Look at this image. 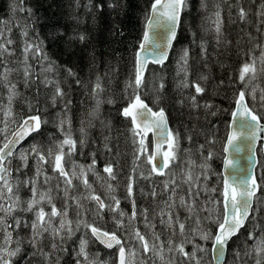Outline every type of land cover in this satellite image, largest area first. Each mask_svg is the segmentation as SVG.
<instances>
[{"label": "trees", "instance_id": "16d2710c", "mask_svg": "<svg viewBox=\"0 0 264 264\" xmlns=\"http://www.w3.org/2000/svg\"><path fill=\"white\" fill-rule=\"evenodd\" d=\"M151 3L152 0H23L19 4V0H0V21L4 22L0 23V31L3 32L0 43H4L12 53L0 52V110L4 111L8 107L9 92L6 85L15 84L17 95L11 104L15 118L12 132L22 118L29 115H39L46 121L42 123L40 131L23 146L34 145L45 153L46 146H54L62 133L71 134L76 141L83 138L85 144L81 146L77 143L76 151L70 155L71 160L75 165L89 167L95 159V168L90 175L93 179L87 178V181L92 180L90 188L105 205L114 203L113 196L120 201L119 210L126 214V228H138L148 239L152 235V229L146 227L143 215H138L129 225L127 219L132 213L134 199L138 213L147 209L149 220L155 224V232L161 234L162 241L170 238L177 244L183 241L185 251L189 254L196 250L195 244L199 242L198 247L204 249L196 251L200 264H211L212 240L203 242L193 234L194 218L186 219L189 214L178 200L180 196L191 199L188 197L189 185L184 182L189 160L195 162L191 169L193 176L200 177L199 189L192 188L193 193L198 192L195 200L197 209L205 206L210 209L213 204H205L209 199L222 200L219 191L212 192L211 189H222L223 146L237 93L244 87L238 80L240 66L250 56L258 57L261 47H264V16L260 15L264 12V0H187L168 60L162 66L149 65L143 83L137 89L132 83L135 79V53L143 37ZM17 4L25 11L13 13L11 8ZM241 8L247 13L243 21L238 14ZM217 12L221 20L219 39L214 24ZM22 28L28 32L27 38L21 35ZM81 35L84 36L83 41L79 38ZM8 39L13 41L11 45H7ZM26 40L40 44L43 54L48 58L44 60L39 55L33 58L31 52L28 54L31 76L27 84L23 63ZM185 50L188 52L186 76L181 71V57ZM42 64L53 65L54 71L43 72ZM66 69H71L75 76H69ZM3 76H7V79H3ZM45 76L58 81L64 92L63 98H57L55 105L52 103L55 84L45 86ZM201 76L207 79L200 80ZM97 77H100L104 89L99 97L102 103L98 109L96 99L91 94ZM185 79L189 83L199 80L205 89L204 93L196 95L194 88L184 87ZM260 82V89H263L264 74ZM130 83L131 87L128 86ZM136 95L152 110L164 109L170 130L179 134L178 159L160 177L153 173L149 175L151 165L146 163L145 156H141L137 162L139 167L133 172L134 157L140 147L139 136H133L131 121L122 115V111L134 101ZM190 96H196L199 107L192 105ZM109 100L112 102L108 103ZM246 100L249 107L261 117V122H264V102L247 96ZM206 104L211 107L206 108ZM62 119L67 121L63 131L60 127ZM82 127L85 133L81 132ZM105 143L111 147V152L105 149ZM145 146L151 153L150 136L145 138ZM209 153H212V157L206 159ZM32 161V157L27 160L25 170L21 169L23 165L15 166V159L10 162L12 176L19 182L20 188L24 180L40 179L36 176ZM108 163L115 165V180H108L107 173L103 171ZM205 163L208 165L206 180L202 175L205 169L200 167ZM46 172L50 175L54 171L50 169ZM169 175H172L176 188L172 214L186 223L185 236L179 235L178 229L177 235L172 236L171 230L160 224L159 211L164 208L169 194L164 189L165 182L171 178ZM129 177L133 181L132 198L127 194ZM256 177L258 183L264 185V156L260 149ZM165 178L166 181H163ZM108 184L114 186L113 191H109ZM77 185L79 194L68 196L69 205L75 200H85L88 188L83 183L84 188L80 183ZM205 185L209 189L207 192L203 190ZM30 187L26 188V193L21 188V193L30 196ZM49 190L59 193L52 185ZM153 191L157 193L155 197L151 195ZM257 197L261 202H254L249 221L229 243L225 264H255V254L249 257L244 253L251 251L253 245V241L248 239L250 232L264 236V189L258 192ZM216 205L218 212L222 213V204ZM58 207L63 209L62 204ZM99 213L100 216L94 219L92 225L109 233L115 232L122 240L114 220L117 213L110 210ZM199 216L202 223L210 224L208 231L215 233L217 225L204 219L208 213L199 211ZM72 229V235L62 239L57 248L51 244L37 251L40 256L33 252L28 243L12 246L13 249L19 246L20 251L11 258V264H43L46 257H49L48 264H77L82 238L87 241L86 252L92 256V260L97 256L101 262L108 260L116 264L115 250L104 249L91 234L87 235V239L85 235L80 238V227L75 222L72 223ZM147 229L150 232L147 233ZM10 232L16 236L12 228ZM66 233H63V237ZM150 242L158 244L153 239ZM237 253H240L239 258ZM174 256L176 264H196V260L186 259L178 253H174ZM146 259L147 264H158L155 255ZM100 261L96 264H101Z\"/></svg>", "mask_w": 264, "mask_h": 264}, {"label": "snow or ice", "instance_id": "6c2138e0", "mask_svg": "<svg viewBox=\"0 0 264 264\" xmlns=\"http://www.w3.org/2000/svg\"><path fill=\"white\" fill-rule=\"evenodd\" d=\"M22 3L23 0H19V4ZM19 4L11 8L13 13L16 11H25V9L20 7ZM186 7L187 0H152L150 12L147 17L148 23L143 33L142 42L139 44V50L135 53V79L132 83L135 84L137 89L143 83V74L149 62L148 57L142 55V52L146 50V47L150 41L149 30L153 28L163 29L165 35L164 46L161 48L160 44H156V47L160 48L161 51L158 55L152 58L153 63L163 65L164 61L167 59V49L171 47L172 41L176 38L177 28L181 22V13ZM28 12L29 15H31L30 9ZM238 14L241 21L245 20L247 13L243 8L239 10ZM260 15L264 16V12H261ZM215 16V32L217 34V38L219 39L221 31L220 13L217 12ZM0 23L4 22L0 21ZM8 31L10 32L11 29L9 28ZM21 35L27 38L28 32L22 28ZM2 36L3 32L0 31V37ZM79 38L81 41L84 40V36L82 35ZM6 43L7 45H11L13 41L8 39ZM0 52H9V49L4 43H0ZM30 52L33 54V58L39 55L42 56L44 60L48 59L47 56L43 54L40 44H34L28 42L27 40L25 41V46L23 48V63L25 64L24 78L26 84L31 76V66L28 65V54ZM9 54L11 55L12 53L9 52ZM187 62L188 52L185 50L181 57V71L185 72V76L187 74ZM41 70L45 73H51L54 71V67L51 64L47 66L42 64ZM66 71L68 72L69 76H75V73H73L71 69H66ZM258 74H264V47H261L258 57L250 56L249 60L244 62L239 69L238 80L242 85H244V87L237 93L234 102L235 110L231 113L232 123L229 124L230 131L228 132L226 144L223 149L224 153L226 154L224 158V167L226 169L234 167L233 160L229 159L227 156L229 151L234 150L238 153L242 150L237 143L239 140L244 139L248 141V151L253 153L254 156V146L256 141L260 138L259 133L264 132V124H261V117L255 113L253 109L250 108L246 103V95L250 94L254 100L256 99V87L253 86L250 93L247 92V89L249 88V85H251L252 82L256 80ZM2 78L6 80L7 76H3ZM199 79L206 80L207 77L201 76ZM43 83L45 86L55 84V91L52 96V103L55 105L57 98H63L64 96V92L60 87L59 82L51 80L45 76ZM77 83L79 84L80 81H77ZM132 83H130L128 86L131 87ZM183 86L194 88L196 95H201L205 91L199 80L189 83L185 79ZM6 87L8 88L9 92L8 107L7 110L3 112L5 117V120L3 121L4 128L0 129V135H3L7 140V142L4 143L2 147H0V213H2V215H0V225L5 226L3 229L4 244L8 246L0 247V264H11V257L16 256L20 251L19 246L14 249L10 247L11 243L13 242V237L8 229H11L13 225L7 222L6 217L12 216L18 210V206L21 203H26V207L22 209L23 211L34 212L35 215V219L31 224L33 234L31 243L33 247H38V238L42 237L45 232H50L53 237H60L61 239L64 238L62 235L64 232H67L69 236H71L73 232L71 221L67 219V211H61L56 208V206L52 203L50 190L38 191L36 179L24 180L22 183L25 186H31L32 196L26 202H22L20 196L18 195V191L14 190L13 185L7 179V176H9L11 173L10 170L5 167L6 157H10L14 154L15 145L21 140L25 139L26 136L31 135L33 132H39L42 123H46V121H43L39 115H29L23 117L17 127V130L12 132V137H14V139H8L7 125L9 118L13 116L11 104L17 93L15 91V84H8ZM162 87L163 84H161V88ZM103 91L104 89L100 82V77H97L96 82L93 84L91 89V94L93 98L96 99L97 109L102 103V100L99 99V97ZM189 99L193 106L199 107V104L196 101V96H190ZM260 100L264 102V89H261ZM111 102V100L108 101V103ZM65 107H67V105H65ZM205 107L210 108L211 105L206 104ZM122 115L125 118L131 119V123L133 125L131 131L133 136H139L138 143L140 147L137 149L138 154L134 157L133 163L135 166L133 168V172H135L136 168L139 167V163L137 162L141 160V156H145L146 163L151 165V171L149 175L151 173H155L156 175H164L165 169H168L170 165L175 163V161L178 159L177 151L179 148V134L173 133L168 129L167 117L165 115L164 109L154 112L141 100L139 95H136L134 97V102L130 103L123 109ZM213 115H215V113H213ZM237 122H239L238 130L234 128V125ZM65 123H67V121L63 119L60 121V127L62 131L63 125ZM149 131H152L153 135L158 138L155 145V150L151 153H149L147 147L145 146V137ZM81 132L85 133L83 127L81 128ZM105 139L107 140L108 138L105 137ZM189 139H191V137H189ZM85 142L86 141L83 138L79 141H76L72 138L71 134H65L64 139L57 144L56 151L54 153L51 149H49L46 155L36 146H33L30 151L38 160L40 165L52 163L53 171L57 172L59 176L63 177L65 184L70 188L72 186V178L65 169V157L70 156L76 151L77 143L83 146ZM135 142L136 141H134V143ZM165 144L167 145L166 149L163 148ZM202 147L203 146H201V148ZM65 148H67V151H65ZM105 149L108 152L112 151L111 147L107 143H105ZM211 157L212 153H209L206 159H211ZM20 159L24 162V166L26 167L28 155L26 153H21ZM251 162L255 163V160L252 159ZM95 164L96 161L93 159L88 170L94 169ZM194 165V161L189 160L187 162L188 171L185 173L186 179L184 180V182L189 185L188 197L191 199L189 200L185 196H180L179 204L189 214L186 219L194 218L195 227L192 229L193 234H199L200 238L204 240L211 239L215 258L219 260L224 256L229 240L233 236H236L240 229L245 226L246 222L249 221V218L254 211V202H261L260 198L257 197V193L264 189V185L258 183L256 177L253 176L250 171H248L246 177L239 182H237L235 177H233L231 182L228 177H225L222 181V189L218 190L216 188H212V192L219 191V195L222 197V200L209 199L205 202V204L207 205L212 203L223 205L222 213L218 212L213 221L217 225V228L215 233H212L201 227L202 219L199 216V211H204L208 213V216L204 217V219L212 220V210L206 206L197 209L195 205L198 192L193 193L192 188L196 187L199 189L200 177L193 176L191 169ZM200 167L205 169V172L202 173V175H204L206 180V170L208 165L205 163L201 164ZM103 171L107 173L108 180H115L117 178L115 165L112 163L106 164ZM41 174L42 168L37 167L36 176L39 177ZM80 175L85 177V170L83 167H81ZM141 175L144 174L141 173ZM72 176H75V172L72 173ZM48 179L49 177L45 176V183L48 182ZM83 183L86 188H90L86 177L83 179ZM173 184L174 181L172 180L165 182V190L170 193L169 200L172 201V203H168L166 201L165 208L160 209V224L164 225L165 228L170 229L172 236L177 235V229L179 231V235L185 236L186 223L181 221L179 216H174L172 214V210L175 208L174 197L176 195V188L172 187ZM108 189L111 192L114 190V186L112 184H108ZM203 190L205 192L209 191L206 185ZM64 191L67 194L68 188H65ZM127 194L129 198L134 196L132 177H129ZM151 195L155 197L157 193L153 191ZM89 198L96 203L98 213L108 207L110 211L117 213L118 218L114 217L117 228L125 227L124 217L126 214L119 210L120 201L116 199L115 196L112 197L114 205H105L101 197L95 194H90ZM45 201L51 206L50 212H46L45 208L42 206ZM77 207L82 208L83 206L77 202ZM132 209L131 215L128 216L129 225H131V223L137 219L138 215H143L146 227L152 229L153 241H161L159 244L150 242L146 235L141 233L138 228H133L132 236L140 245L139 251L142 252L143 255H155L163 264L164 252L166 250L169 253H178L186 259L196 260V264H200V260L196 255V251H204L203 248H199L197 246L196 250L189 254L185 251L183 241H181L179 244L175 243L171 238L166 242L162 241L161 234L155 232V224H152L149 220L147 209H144L142 212L138 213L134 199L132 200ZM53 218H59L58 227H56L53 223ZM80 223L84 222L78 221V225ZM15 225L17 227L20 225L19 219L15 220ZM84 227L90 229L92 235L96 237V239L100 240V242L103 243L105 247L111 249L114 246H119L118 264H133V261L130 260V258H134L136 256L137 250L126 248L121 238L115 232L109 233L87 223H84ZM248 239L253 241V245L251 246V251L245 252L244 254L251 257L254 253L256 257L255 264H264V236H256L254 232H250L248 234ZM18 243L19 242L17 241V244ZM86 245L87 241L82 239L80 241V249L77 255L78 257H83V261L78 259L77 264H96L94 260L89 258L88 253L86 252ZM55 247L56 245L53 244V248ZM239 256L240 253H237L238 258ZM142 264H144V262H142ZM167 264H176V262L174 259L170 258Z\"/></svg>", "mask_w": 264, "mask_h": 264}, {"label": "rangeland", "instance_id": "374dc122", "mask_svg": "<svg viewBox=\"0 0 264 264\" xmlns=\"http://www.w3.org/2000/svg\"><path fill=\"white\" fill-rule=\"evenodd\" d=\"M261 76H262V74H258L256 80H254L252 82V84L249 85V88L247 89V92L250 93L252 87L253 86L256 87V93H255L256 99L255 100H259V101H261L260 97L258 98V96L261 95V89H260ZM263 89H264V87H263ZM246 96L247 97H251V99L254 100L252 95L249 94V95H246ZM6 110H7V106H6ZM4 111L0 110V129L4 128V123H3V121L5 120V117L3 115ZM14 121H15L14 116L9 118V122H8V125H7L8 139L10 138V136L12 134ZM64 135L65 134L62 133L61 138L57 139V142L54 143V146H53V144H52V146H46V150H45V154L46 155H47L49 149H51L53 151V153L56 151L57 144L64 139V138H62V137H64ZM6 142H7V140L5 139V137L3 135H0V147H2L3 144L6 143ZM33 146L34 145L27 144V145L21 147L9 161L11 162L12 159H15V162H14L15 166L18 167L17 164L23 165V167L21 169L25 170L24 163L20 159L21 153H26L28 155V159L30 157H32L33 158L32 164H33V166H35V172H36L37 167H41L42 168V174L38 177L40 179L36 180L37 181L36 186H37L38 191H47V190L50 189V185H52L55 188V190L59 192L58 194L56 192L55 193L50 192V194L52 196V203L56 206V208L58 210H61V211H65L66 210L67 211V213H68L67 219L71 221V227H72V223L73 222H75L78 225V221H83L84 223L92 225V222L94 221V219L98 218L100 216V213L97 212L96 203L89 198L90 194H94L92 189L88 188V190H86L87 192H85V193L87 195L85 197V200H83V202H79V201L75 200V202H73L71 205H69L67 203V201H68L67 199H68V196L71 197L72 195H78L79 194V190L76 189L77 186H78L77 184L80 183V185L82 187L83 179L85 177H86V179L87 178L88 179H90V178L93 179V177L90 176V175H92L93 169L92 170H88L89 167L80 166L79 164L75 165L73 163V161L71 160V157L70 156H66L65 157V161H64V166H65L66 171H68L70 177L72 178V186L69 188L65 184L64 178L59 176V174L57 172H53L52 174L47 175V172H46L47 170L48 171L50 169L53 170L52 163H45L43 165H40L38 163V160L34 157V155L30 151ZM65 151H67V148H65ZM9 161L5 164V167H7L10 170L11 166H10ZM81 167H83L84 170H85V177H82L80 175ZM73 172H75V176H72ZM10 173H11V175L7 176V179L13 185L14 190L18 191V195L20 196L21 201L22 202H26L32 196L31 187H30V196H27L24 193H21L22 192L21 188L25 189V193H26L27 192L26 188H28L29 186H25L23 184V187L20 188L19 182L14 179V177L12 176L11 170H10ZM153 175H154V173H153ZM45 176L49 177L47 183H45ZM171 176L172 175H169V177H171ZM170 180L173 181V177H171ZM91 181L92 180H88V183L91 184ZM163 181H166V178ZM83 185H84V183H83ZM172 187H174V184L172 185ZM65 188H68V191H67L68 194L65 193V191H64ZM82 188H84V187H82ZM5 192H6V190H5ZM52 194H54V196ZM169 195H170V193L168 194V196L166 198V201L168 203H172V201L169 200ZM174 200H176V197H174ZM77 202H79V204L82 205L83 207L82 208H78L77 207ZM61 204H62L63 209H60L58 207ZM113 204L114 203H112V205ZM42 206L45 208L46 212H50L51 211V206L46 201L43 203ZM25 207H26V203H21L18 206V210L12 216L6 217L7 222L9 224L13 225L12 230L15 232V235H16V236H14V234H12V237L14 239H13V242L11 243L10 247L18 245L17 241L19 243H21V246H23L24 244L28 243L30 245V247L33 248V252H36L38 254V256H40V255H39V253L37 251H40V249H46L51 244L52 245L55 244L56 245L55 248H57V245L59 243H61L62 239L60 237H53L50 232H45L42 237L38 238V247H33L32 246L31 240H32V235L33 234H32L31 224H32L33 220L35 219V215H34V212L23 211L22 209L25 208ZM72 207L74 208V210H72ZM164 208H165V203H164ZM104 210H109V208L106 207ZM210 210H212L213 219L210 220V222H212V221H214L219 209H218V206L216 204H213L212 207L210 208ZM80 212H81V214H80ZM0 215H2V213H0ZM16 219H19V221H20V225L18 227L15 225V220ZM58 221H59V218H53V223L55 224L56 227L59 226V222ZM124 221H126L125 217H124ZM84 223H80L78 225L80 227V229H79V237L81 238L83 235H85V237L87 239L88 238L87 235L90 234L89 232L91 230L88 229V228H85L84 227ZM208 224L209 223H202L201 227L206 229V230H208L209 225H210V224L209 225ZM4 227H5L4 225H0V242H1L0 243V247L8 246V245L4 244V232H3ZM133 228H135V227H133ZM119 229H120V232H121V235H122L121 236L122 237V242L124 243L125 247L129 248V249L137 250L136 256L134 258H130V260L133 261V264H142V262H144V264H147L148 261H147L146 258L148 256H153V255L150 254V255L146 256V255H143L142 252L139 251L140 245L137 243L135 238L132 236V230H130L131 227H127L126 228V225H125V227H122V228H119ZM8 231H10V229H8ZM148 232H150V231L147 229V233ZM64 233H66V232H64ZM196 235H197V237L199 238L200 241H203V242L205 241L204 239L200 238L199 234H196ZM67 236H68V233H66L64 238L66 239ZM82 239L84 240V238H82ZM151 239H153L152 235H150L149 241H151ZM160 242L161 241H158V244ZM197 246H199V242H197L195 244V248H197ZM118 248L115 249V251H114L115 255H116V259H117V255H118ZM79 249L80 248L78 247V253H79ZM110 251H113V250H110ZM88 256H89V254H88ZM173 257H175L174 253H169V252H167L165 250L163 264H167L168 260L170 258L173 259ZM46 258L47 259L42 261L43 264H48L49 257H46ZM89 258L91 259L92 256H89ZM80 259L83 261V257H80ZM95 259H96V263L98 261H100L97 256L95 257ZM95 259H93V260L95 261ZM155 262H157L158 264H162V262L158 258L156 259ZM99 263H101V264H111V262H109L108 260H106L104 262L100 261Z\"/></svg>", "mask_w": 264, "mask_h": 264}, {"label": "water", "instance_id": "95a60500", "mask_svg": "<svg viewBox=\"0 0 264 264\" xmlns=\"http://www.w3.org/2000/svg\"><path fill=\"white\" fill-rule=\"evenodd\" d=\"M150 12V11H149ZM148 23V20H146V23H145V27H144V31H145V28H146V25ZM179 28V26H178ZM178 28H177V31H178ZM150 32V41H149V44L147 45L146 47V50L144 52H142V55H145L148 57V64H147V67L144 71V74H143V78L145 76V73H146V70L148 68L149 65H154V66H162L161 64H157V63H153L152 62V58L156 55L159 54V52L161 51L160 48H157L156 47V44H160L161 45V48L164 46V43H165V35H164V32H163V29H150L149 30ZM176 35H177V32H176ZM174 41L175 39L172 41V44H171V47L167 49V59L164 61L163 64L166 63V61L168 60V57L170 55V52H171V49H172V46L174 44ZM142 42V40H141ZM139 50V49H138ZM134 102V101H133ZM144 102V101H143ZM145 103V102H144ZM246 103H247V100H246ZM146 104V103H145ZM248 104V103H247ZM147 105V104H146ZM149 107V106H148ZM150 108V107H149ZM235 110V105H234V109L233 111ZM154 111V110H153ZM154 112H158V111H154ZM166 115V114H165ZM167 117V116H166ZM130 119V118H129ZM131 121V119H130ZM232 123V116L230 117V121H229V124ZM229 124H228V132L230 131L229 129ZM261 124H264V122H261ZM132 125V123H131ZM18 127V126H17ZM17 127L15 128V130H17ZM133 127V125H132ZM167 127L168 129L170 130V126H169V123H168V119H167ZM234 128H236L237 130L239 129V122H237L235 125H234ZM14 130V131H15ZM36 132H33L31 133V135H28L25 137V139L21 140L19 143H17L15 145V149H14V154L30 139V137L32 135H34ZM228 135V133H227ZM150 136L151 138V142H152V151L155 150V145H156V142H157V137L153 135V132L152 131H149L147 133V136L148 137ZM259 139L256 141L255 143V146H254V156H253V153L249 152L248 151V141L244 140V139H241L239 140L237 143L239 145V147L242 149L240 152H235L234 150H230L229 153L227 154L228 158L233 160V164H234V167L233 168H229V169H226L224 167V158H225V153L223 151V154H224V157H223V161H222V165H221V177H222V181L225 177H228L230 182L231 180L233 179V177H235L237 179V182H239L240 180H243L248 171L251 172V174L253 176L256 177V169H257V166H258V149L261 150V153L262 155L264 156V132H261L259 133ZM9 139H14V137H12V134L10 136ZM226 140H227V137H226ZM226 140H225V143H224V146L226 144ZM224 146H223V149H224ZM163 148H167V145L165 144L163 146ZM14 154L12 156H14ZM6 157V160H5V163L12 157ZM252 159L255 160V163H252ZM155 174V173H154ZM156 175V174H155ZM157 176H162V175H157ZM257 179V177H256ZM258 194V193H257ZM254 205V204H253ZM222 208H223V205H222ZM247 223V222H246ZM246 225V224H245ZM245 227V226H244ZM243 227V228H244ZM241 228L240 231L243 229ZM240 231L237 233L236 236H233L229 242H228V245L229 243L231 242L232 239H234L235 237L238 236V234L240 233ZM91 235H92V232H91ZM93 239L99 244L101 245L103 248L107 249V250H113L115 248H117L118 246H114L113 248L109 249L107 247H105V245L103 243L100 242V240L96 239V237H94L92 235ZM228 245L225 249V253H224V256L222 258H220L219 260H217L215 258V254H214V251H213V248H212V244H211V247H210V258H211V264H225V260H226V256H227V250H228ZM118 261H119V254L117 255V264H118Z\"/></svg>", "mask_w": 264, "mask_h": 264}, {"label": "bare ground", "instance_id": "6f19581e", "mask_svg": "<svg viewBox=\"0 0 264 264\" xmlns=\"http://www.w3.org/2000/svg\"><path fill=\"white\" fill-rule=\"evenodd\" d=\"M11 175V174H10ZM49 211V210H48Z\"/></svg>", "mask_w": 264, "mask_h": 264}]
</instances>
